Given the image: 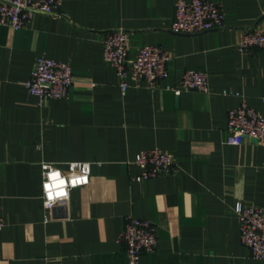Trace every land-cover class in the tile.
<instances>
[{"label":"crops","instance_id":"obj_1","mask_svg":"<svg viewBox=\"0 0 264 264\" xmlns=\"http://www.w3.org/2000/svg\"><path fill=\"white\" fill-rule=\"evenodd\" d=\"M174 1L61 0L59 15L0 27V264H127V215L156 227V249L138 264H264L241 244L235 212L237 201L264 206V143H229L226 132L241 101L264 116V48L237 46L246 30L264 31V0H212L224 25L194 34L171 31ZM113 28L127 32L130 58L147 44L169 51L154 90L131 76L120 88L102 52ZM39 56L70 64L67 97L28 92ZM187 68L207 73V90L170 89ZM148 148L171 153L175 170L133 179ZM71 161L91 163L89 182L46 209L44 168Z\"/></svg>","mask_w":264,"mask_h":264},{"label":"built area","instance_id":"obj_2","mask_svg":"<svg viewBox=\"0 0 264 264\" xmlns=\"http://www.w3.org/2000/svg\"><path fill=\"white\" fill-rule=\"evenodd\" d=\"M61 0H0V27L9 26L16 30L27 25L37 13L59 15ZM224 11L220 4L212 0H175L171 31L174 33H202L224 25ZM104 61L117 74L119 86L124 91L128 87L127 78H141L146 87L154 90L158 82L168 74L167 63L171 55L158 45H143L134 57H128L129 43L127 32L113 28L105 32L102 40ZM240 50L264 48V31L249 29L241 36ZM72 84V69L68 62L48 56H39L29 77L24 81L28 92L37 96L41 103L51 98L67 97ZM138 85V83H136ZM175 93L181 91L208 89L207 73L201 69L187 68L183 71L178 86L170 87ZM227 141L247 138L264 143V116L245 101L228 110L226 122ZM141 171L133 179L168 175L175 170L176 161L171 153L158 148L142 149L136 158ZM88 161H71L67 169L47 166L43 170L42 198L46 209L64 202L70 189L84 185L90 180ZM235 212L240 221V242L250 255L264 259V206L237 201ZM5 222L0 217V229ZM123 243L127 264H138L143 253L156 249V227L149 219L134 215L125 217L118 235Z\"/></svg>","mask_w":264,"mask_h":264}]
</instances>
